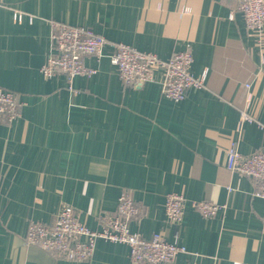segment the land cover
<instances>
[{"label":"crops","instance_id":"1","mask_svg":"<svg viewBox=\"0 0 264 264\" xmlns=\"http://www.w3.org/2000/svg\"><path fill=\"white\" fill-rule=\"evenodd\" d=\"M52 21L162 59L189 47L206 83L173 101L160 72L126 84L105 55L87 57L97 72L71 89L65 75L41 73ZM0 87L23 102L21 117L0 122V264H131L128 245L104 239L85 261L26 242L30 221L53 223L63 203L99 229L124 191L143 214L133 232L187 248L171 264H264V200L254 180L226 167L234 144L244 154L264 149V41L249 34L236 0H2ZM250 94L255 120L238 131ZM174 192L227 207L205 218L188 202L175 225L165 211Z\"/></svg>","mask_w":264,"mask_h":264},{"label":"built area","instance_id":"2","mask_svg":"<svg viewBox=\"0 0 264 264\" xmlns=\"http://www.w3.org/2000/svg\"><path fill=\"white\" fill-rule=\"evenodd\" d=\"M236 1L237 9L244 16L247 31L261 46L264 41V0ZM13 14L16 21H22L25 16L20 10L13 11ZM51 26V46L41 66V73L45 78L65 75L71 89L76 76L90 77L97 72V69L86 64L85 59L90 56L100 59L105 55L118 69L126 84L155 81L157 73L160 72L159 81L163 94L173 101L183 99L189 89H200L206 83V72L197 76L191 70L194 57L189 47L177 51L169 59H162L156 53L141 51L126 43L108 41L86 26H71L57 21H52ZM108 45L110 51L106 54L105 48ZM244 85L250 86L248 83ZM250 102L251 94L246 108L240 114L236 127L238 131L242 129L245 121L255 120L249 111ZM22 107L23 102L12 90L0 87V122L10 123L21 117ZM226 167L234 173L254 180L256 188L253 194L264 200V149L244 154L234 144L226 153ZM188 202L205 218H211L227 207L225 204L206 200H188L180 193H169L165 200V211L171 223H182ZM142 215L134 199L124 191L118 197L116 212L112 215H100L101 227L91 229L80 219L79 213L72 206L63 203L53 223L46 225L41 221H30L26 242L70 261L90 259L98 239L128 245L131 264H171L178 254L187 252L184 245L170 242L158 233L146 238L133 232L130 222L141 218Z\"/></svg>","mask_w":264,"mask_h":264}]
</instances>
